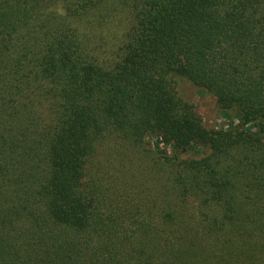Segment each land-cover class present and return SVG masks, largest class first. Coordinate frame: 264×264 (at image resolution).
Instances as JSON below:
<instances>
[{"label":"trees","instance_id":"16d2710c","mask_svg":"<svg viewBox=\"0 0 264 264\" xmlns=\"http://www.w3.org/2000/svg\"><path fill=\"white\" fill-rule=\"evenodd\" d=\"M0 264H264V0H0Z\"/></svg>","mask_w":264,"mask_h":264},{"label":"rangeland","instance_id":"374dc122","mask_svg":"<svg viewBox=\"0 0 264 264\" xmlns=\"http://www.w3.org/2000/svg\"><path fill=\"white\" fill-rule=\"evenodd\" d=\"M185 93L187 96H192L194 94L193 87H187L185 89ZM202 98H200V106L202 107V113L205 115V120L209 118H214L216 116V109L214 103L210 96L200 94ZM200 97V96H199ZM212 122V121H210Z\"/></svg>","mask_w":264,"mask_h":264}]
</instances>
